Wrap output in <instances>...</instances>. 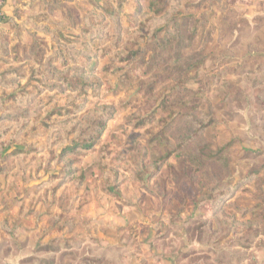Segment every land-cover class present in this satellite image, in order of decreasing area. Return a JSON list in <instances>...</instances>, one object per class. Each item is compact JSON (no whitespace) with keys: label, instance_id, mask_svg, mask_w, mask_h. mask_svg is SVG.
I'll use <instances>...</instances> for the list:
<instances>
[{"label":"rangeland","instance_id":"obj_1","mask_svg":"<svg viewBox=\"0 0 264 264\" xmlns=\"http://www.w3.org/2000/svg\"><path fill=\"white\" fill-rule=\"evenodd\" d=\"M0 264H264V0H17Z\"/></svg>","mask_w":264,"mask_h":264},{"label":"trees","instance_id":"obj_2","mask_svg":"<svg viewBox=\"0 0 264 264\" xmlns=\"http://www.w3.org/2000/svg\"><path fill=\"white\" fill-rule=\"evenodd\" d=\"M107 117V116H106ZM110 117L108 116V118L106 119H100L98 124H97V128H96V132L94 134V138H91V144H89V146L94 145L96 143V140L100 137H102V135L104 134V132L106 131L107 128V123L109 121ZM78 145V144H77ZM80 145V144H79ZM88 146V147H89ZM87 147V146H86Z\"/></svg>","mask_w":264,"mask_h":264},{"label":"built area","instance_id":"obj_3","mask_svg":"<svg viewBox=\"0 0 264 264\" xmlns=\"http://www.w3.org/2000/svg\"><path fill=\"white\" fill-rule=\"evenodd\" d=\"M8 0H0V24H2L6 20V11L5 7L7 5Z\"/></svg>","mask_w":264,"mask_h":264},{"label":"crops","instance_id":"obj_4","mask_svg":"<svg viewBox=\"0 0 264 264\" xmlns=\"http://www.w3.org/2000/svg\"><path fill=\"white\" fill-rule=\"evenodd\" d=\"M17 0H8L7 5L5 7V11L7 16H10V14L12 13V9L15 6Z\"/></svg>","mask_w":264,"mask_h":264}]
</instances>
